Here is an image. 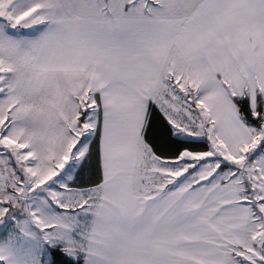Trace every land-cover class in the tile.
Wrapping results in <instances>:
<instances>
[{
	"label": "snow or ice",
	"instance_id": "obj_1",
	"mask_svg": "<svg viewBox=\"0 0 264 264\" xmlns=\"http://www.w3.org/2000/svg\"><path fill=\"white\" fill-rule=\"evenodd\" d=\"M0 264H264V0H0Z\"/></svg>",
	"mask_w": 264,
	"mask_h": 264
}]
</instances>
